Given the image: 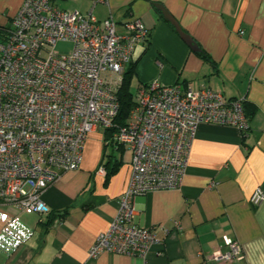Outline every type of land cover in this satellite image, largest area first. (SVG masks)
<instances>
[{"label": "crops", "instance_id": "obj_1", "mask_svg": "<svg viewBox=\"0 0 264 264\" xmlns=\"http://www.w3.org/2000/svg\"><path fill=\"white\" fill-rule=\"evenodd\" d=\"M22 1L0 0V28L8 25ZM51 2L59 9L92 12L98 21L111 16L118 32L131 19L149 29L147 41L135 47L130 60L135 62V88L157 81L192 90L206 87L227 99L245 100L246 132L200 124L181 186L134 198V222L161 240L149 246L146 264H223L211 256L225 235L238 240L243 253L242 260L226 264H264V199L251 203L257 188L264 193V0ZM154 3L170 12L211 62L183 42ZM104 75L120 84L114 73ZM101 129L99 150L92 156L84 148L79 168L61 174L39 194L46 212L0 203V264H144L138 256L88 254L117 214L131 172L126 145L124 151L110 143L104 146ZM108 156L120 161L106 175Z\"/></svg>", "mask_w": 264, "mask_h": 264}, {"label": "built area", "instance_id": "obj_2", "mask_svg": "<svg viewBox=\"0 0 264 264\" xmlns=\"http://www.w3.org/2000/svg\"><path fill=\"white\" fill-rule=\"evenodd\" d=\"M101 0H93V4ZM149 29L138 19L123 23L92 12L59 9L51 0H23L0 39V203L46 212L39 194L61 174L79 168L85 140L96 128H110L118 112V83L135 47ZM58 42L71 49L56 51ZM128 121L113 133L116 150L126 145L130 178L117 214L100 232L89 257L106 252L143 259L161 244L149 228L134 222V198L160 189H177L185 174L191 142L200 124L249 128L244 98L227 99L202 87L182 88L157 81L134 90ZM103 172V168L99 167ZM213 185V184H212ZM264 193L257 188L251 203ZM178 228V220H174ZM212 258L238 262V240L222 237Z\"/></svg>", "mask_w": 264, "mask_h": 264}, {"label": "trees", "instance_id": "obj_3", "mask_svg": "<svg viewBox=\"0 0 264 264\" xmlns=\"http://www.w3.org/2000/svg\"><path fill=\"white\" fill-rule=\"evenodd\" d=\"M8 26V25H7ZM7 26L0 28V39H2L3 32L6 30ZM202 59L211 62L208 54L204 52V50H200L196 52ZM134 67L135 62H130L126 68H124L121 81L117 88V100H118V112L116 117L112 121V126L110 128L104 129V146H107L110 143L113 147L115 143L112 141V136L115 131L121 126H124L130 114V110L133 108L135 102L133 101L134 91L131 89L132 80L134 76ZM135 90V89H134ZM244 101V110L247 116L249 117V113L245 108ZM250 112V111H249ZM103 146V147H104ZM105 148V147H104ZM118 150L124 151L122 145L117 147ZM119 161L114 156H108V161L104 163L106 175L113 173L117 170L119 166Z\"/></svg>", "mask_w": 264, "mask_h": 264}, {"label": "water", "instance_id": "obj_4", "mask_svg": "<svg viewBox=\"0 0 264 264\" xmlns=\"http://www.w3.org/2000/svg\"><path fill=\"white\" fill-rule=\"evenodd\" d=\"M153 6L156 8L157 11L161 13L163 19L169 22V24H171V26L174 28L178 36L193 52L200 51V48L198 44L195 42V40L181 28L178 21L170 14V12L162 4L154 3Z\"/></svg>", "mask_w": 264, "mask_h": 264}, {"label": "rangeland", "instance_id": "obj_5", "mask_svg": "<svg viewBox=\"0 0 264 264\" xmlns=\"http://www.w3.org/2000/svg\"><path fill=\"white\" fill-rule=\"evenodd\" d=\"M56 51H67L70 50V46L69 44H65V43H57L56 45ZM120 77V76H119ZM131 89L132 91H134L135 89V82L132 80V85H131ZM133 101L135 102V98L133 97ZM101 136H102V129L101 127H98L97 130L93 133L90 132L87 135V138L85 140V152H90V154L93 156L94 153L99 150L100 145H101ZM110 149L107 148V151H109Z\"/></svg>", "mask_w": 264, "mask_h": 264}]
</instances>
